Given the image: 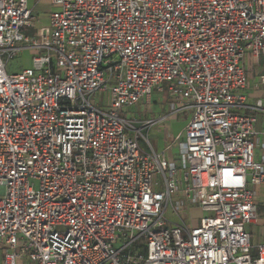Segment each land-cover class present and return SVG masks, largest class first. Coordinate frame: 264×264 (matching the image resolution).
<instances>
[{
	"label": "built area",
	"instance_id": "obj_1",
	"mask_svg": "<svg viewBox=\"0 0 264 264\" xmlns=\"http://www.w3.org/2000/svg\"><path fill=\"white\" fill-rule=\"evenodd\" d=\"M29 3L0 0V264H264L246 229L264 186L249 113L264 107L246 94L264 0H51L34 37ZM166 92V116H124ZM180 113L177 159L140 147Z\"/></svg>",
	"mask_w": 264,
	"mask_h": 264
},
{
	"label": "rangeland",
	"instance_id": "obj_2",
	"mask_svg": "<svg viewBox=\"0 0 264 264\" xmlns=\"http://www.w3.org/2000/svg\"><path fill=\"white\" fill-rule=\"evenodd\" d=\"M29 5L31 9H34L36 23L34 27L27 28L25 30L26 34L30 37H34L35 35H37L39 31H43V32L45 30L49 31V17L51 13L57 11L58 9L52 5L51 0H43L41 3H38V4H35L33 0H30ZM31 56L32 55L30 51L27 50L18 58L10 61L8 63V72L9 73H19L27 68H30L32 66ZM246 68L251 72L254 78H258L260 75H264V55L260 56L258 60H253L249 58L246 64ZM257 95L259 98H264L263 91L258 92ZM91 99H94L95 102L97 103L99 102L100 98L99 96H91ZM168 101L169 100H168L167 92L164 95H156V93H154L152 104H147L146 101H143L141 104L137 105L136 107L132 109H126L124 116L127 118H133L136 115L141 121L132 122V126H134L136 129H141L143 126V123H142L143 120L149 119V118L158 120L159 118H161V116L163 117L164 115L168 114V110L164 109ZM105 104H106L105 99L100 100V107H104ZM261 106L264 107V100L261 101ZM188 119H189L188 113H183V114L180 113L175 119H171V120L168 119L162 124L164 125L165 128L169 126L170 132L174 136H177L183 133ZM142 134L143 136H141L139 140V144H140V147L146 152L151 151L145 139L147 136L155 147H156V144L158 143V140L163 139V132H159L158 135L154 137L153 135L150 134V131H148L147 129H144ZM183 138L184 137H182V139ZM178 146H179V142H176L173 147L174 150H177ZM159 150L161 151V149ZM259 213L260 215L264 216V206L263 205H260ZM193 216L195 218L198 217L200 219L203 216H205V214L201 212V213H195V215ZM246 229L252 236V242H256L257 240H264V228L260 229L259 235L254 234V229H252L250 226H247ZM256 255H257V251H254L253 257H256ZM0 261H1V254H0Z\"/></svg>",
	"mask_w": 264,
	"mask_h": 264
},
{
	"label": "crops",
	"instance_id": "obj_3",
	"mask_svg": "<svg viewBox=\"0 0 264 264\" xmlns=\"http://www.w3.org/2000/svg\"><path fill=\"white\" fill-rule=\"evenodd\" d=\"M34 11V9H33ZM249 60V57L248 59L246 60V64ZM250 72V71H249ZM251 73V72H250ZM252 75V74H251ZM261 76V75H260ZM259 76V77H260ZM259 77L258 78H254L252 76V79H251V83H250V86H249V89L246 91V94L248 96V99L250 100V102L256 106L258 105L259 103H261L262 100H264V98H259L258 97V92H264V89L262 87L259 86ZM164 109H167L166 107H164ZM165 111V110H164ZM249 113H252L254 114L257 119H258V122L256 124V130L259 131V132H262L264 131V113L263 112H249ZM166 116V115H164ZM162 117V116H161ZM168 120V119H167ZM166 120V121H167ZM171 120V119H169ZM165 122V121H164ZM164 128V129H163ZM162 129V130H161ZM154 130V131H153ZM150 131V134L153 135L154 137H156L158 135L159 132H163V139L162 140H158V143L156 144V149H161V150H164L167 146L171 145L172 146V149L171 151L167 154L168 158L172 159V160H175L177 159V155L179 154V146H178V149L177 150H174V138L177 137V136H174L170 130H169V126L168 127H164L163 124H160L156 127H154L153 129L151 130H148ZM149 134V135H150ZM180 135V134H179ZM260 145L258 146V148L256 149L255 151V157L257 160H263L264 159V148H263V141L261 140L260 141ZM254 192H255V199H256V204H257V207H258V213H259V207L260 205H263L264 206V186H258V187H254L253 188ZM202 211L198 210V209H193L189 215L192 217V219L194 220L192 222V225L195 226L197 224V222H199V218L198 217H194L193 215H195V213H201ZM203 213V212H202ZM252 229H254V234H258L259 235V232H260V229H263L264 228V216L260 215L259 213V220L258 222L255 224V225H252L250 226ZM254 246L258 245V244H261V243H264V240H257L256 242H252Z\"/></svg>",
	"mask_w": 264,
	"mask_h": 264
}]
</instances>
